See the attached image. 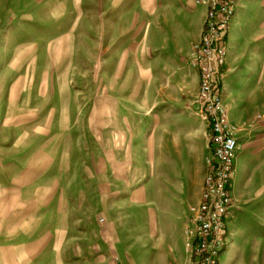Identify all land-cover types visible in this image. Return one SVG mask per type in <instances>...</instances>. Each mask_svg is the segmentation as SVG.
I'll return each instance as SVG.
<instances>
[{
  "label": "rangeland",
  "instance_id": "374dc122",
  "mask_svg": "<svg viewBox=\"0 0 264 264\" xmlns=\"http://www.w3.org/2000/svg\"><path fill=\"white\" fill-rule=\"evenodd\" d=\"M261 80L262 91L243 95L253 116L236 131L264 123ZM130 118L120 108V0H0V264H71L116 245L121 229L126 246L149 227L147 207L128 200L147 195L164 149L155 153L154 126ZM257 232L243 264H264V222Z\"/></svg>",
  "mask_w": 264,
  "mask_h": 264
},
{
  "label": "crops",
  "instance_id": "0c3cea01",
  "mask_svg": "<svg viewBox=\"0 0 264 264\" xmlns=\"http://www.w3.org/2000/svg\"><path fill=\"white\" fill-rule=\"evenodd\" d=\"M251 1L240 0L229 30L223 97L236 126L252 119L251 101L246 104L243 95L262 91L264 77V5ZM206 14L194 0H120V108L123 104L125 115L137 118L129 124L154 126L151 140L155 153L164 149L159 152L164 167L155 155L147 195L135 191L128 200L147 207L149 227L126 246L121 229L116 245L92 246L71 264H190V208L201 202L207 156L206 131L190 105L199 89L194 45ZM236 137L228 264H243L264 222V123L238 129Z\"/></svg>",
  "mask_w": 264,
  "mask_h": 264
},
{
  "label": "built area",
  "instance_id": "2783aa9c",
  "mask_svg": "<svg viewBox=\"0 0 264 264\" xmlns=\"http://www.w3.org/2000/svg\"><path fill=\"white\" fill-rule=\"evenodd\" d=\"M207 10L201 39L194 45L199 90L195 113L208 131L205 177L200 204L192 218L187 244L190 264H220L229 245L228 212L235 206L231 184L238 148L223 90L229 54V30L240 0H194Z\"/></svg>",
  "mask_w": 264,
  "mask_h": 264
}]
</instances>
